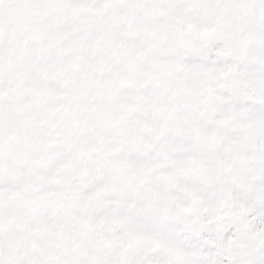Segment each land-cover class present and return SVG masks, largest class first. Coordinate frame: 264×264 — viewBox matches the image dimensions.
Wrapping results in <instances>:
<instances>
[{"label": "snow or ice", "instance_id": "obj_1", "mask_svg": "<svg viewBox=\"0 0 264 264\" xmlns=\"http://www.w3.org/2000/svg\"><path fill=\"white\" fill-rule=\"evenodd\" d=\"M0 264H264V0H0Z\"/></svg>", "mask_w": 264, "mask_h": 264}]
</instances>
